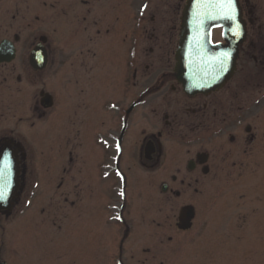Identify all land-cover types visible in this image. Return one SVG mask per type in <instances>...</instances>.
Returning <instances> with one entry per match:
<instances>
[{
  "label": "flooded vegetation",
  "instance_id": "1",
  "mask_svg": "<svg viewBox=\"0 0 264 264\" xmlns=\"http://www.w3.org/2000/svg\"><path fill=\"white\" fill-rule=\"evenodd\" d=\"M187 1L0 0V44L14 49L0 62V153L10 165L0 264H264L253 234L264 224V0H236L235 21L209 27L212 44H228L224 31L244 39L232 74L191 93L174 72ZM38 43L45 67L77 73L50 76L63 91L55 116L58 81L53 94L37 91L29 61ZM58 120L59 152L40 159L36 145ZM150 186L175 216H129ZM184 207L193 216L181 228ZM200 224L210 232H193Z\"/></svg>",
  "mask_w": 264,
  "mask_h": 264
},
{
  "label": "water",
  "instance_id": "2",
  "mask_svg": "<svg viewBox=\"0 0 264 264\" xmlns=\"http://www.w3.org/2000/svg\"><path fill=\"white\" fill-rule=\"evenodd\" d=\"M236 4V14H237ZM198 12V16H194L193 13ZM216 15L209 8H195L194 0H188L183 10V19L188 21L184 24V30L179 33L178 45L174 52V72L176 73L177 81L182 85L183 90L186 93L192 91H208L215 88L218 84L225 81L233 72L235 66V59L237 55V46L244 39V33L224 31L223 37L227 40L228 44L222 46L220 44H212L210 40L209 27L213 25H221L222 19L210 18ZM198 18V21L195 19ZM203 21H199V20ZM201 24L208 27L206 31H189L185 28H189L190 25ZM233 33H238L234 35ZM40 41L43 42V37H40ZM5 42L0 44V48H3ZM223 52H229L230 56L224 62L223 68L220 67L217 62V58ZM9 58H4L3 54H0V62L9 61ZM30 65L36 70L44 69L46 65V54L41 43H38L30 54ZM203 76H208L205 78ZM50 102H46L44 107H48ZM7 201V200H6ZM191 207H184L179 214V226L186 228L189 225V221L192 217Z\"/></svg>",
  "mask_w": 264,
  "mask_h": 264
},
{
  "label": "rangeland",
  "instance_id": "3",
  "mask_svg": "<svg viewBox=\"0 0 264 264\" xmlns=\"http://www.w3.org/2000/svg\"><path fill=\"white\" fill-rule=\"evenodd\" d=\"M38 5V4H37ZM40 7V6H39ZM41 10L38 11L37 15L39 16L37 21H36V34L37 36L39 35H44V15H43V10L42 7H40ZM24 24V21L21 20V25ZM15 67L17 66V64L14 65ZM68 66H55L50 67H44V69L39 70L35 73L34 76H37V84H36V89L37 91L39 89H44V90H48L49 92H51V90L55 89L56 94L58 96V101L56 103V105H54L53 110H51V115H56L59 111V107L62 104V94L63 91L61 89V80L59 77H54L51 78L50 76H77L76 70L74 68L73 73L70 75L69 72L67 71ZM0 70H3V68L1 67ZM70 71L71 68H70ZM57 79L58 81V86L54 87L53 89L49 86V83H56L57 81L54 80ZM53 92V91H52ZM51 92V93H52ZM53 94V93H52ZM61 97V99H60ZM48 121L49 118H47L46 120H42V121H37V128L40 130H42L43 128H45L48 125ZM62 127L60 125V120H58L57 122H53L52 126H50L49 130L47 131V138L44 137V139L38 144L36 145V152H37V157L40 159H45L46 155L45 154H49V153H56L59 152V145L61 142V138H62ZM39 194V193H38ZM147 195H148V199L146 200V202H142L141 205L138 204V209L135 211L133 208L130 211V215L131 217L134 216H138L140 214L143 213V215L145 217H147L149 220L154 219V221H156L158 218L161 217H172L175 216L174 210L170 209L169 207L165 206V204L163 206H160V202L162 200L160 192H159V188L157 187H152L150 186L149 189L147 190ZM203 200V198L201 199ZM201 216H206L204 214H201ZM208 226V228H207ZM4 234L5 236V249H11L13 248L12 245V239L14 236V233L16 232L15 229V223L12 217H10L8 220L4 221ZM197 228L195 229V231L193 232H201V233H205V232H210V229L212 228L211 225H197ZM250 226H246V228H248ZM30 229H25L24 232H30ZM253 234L254 237L260 240L261 244H263V240H264V224H259V227H257L255 230H253ZM7 240H10V244L7 242Z\"/></svg>",
  "mask_w": 264,
  "mask_h": 264
},
{
  "label": "snow or ice",
  "instance_id": "4",
  "mask_svg": "<svg viewBox=\"0 0 264 264\" xmlns=\"http://www.w3.org/2000/svg\"><path fill=\"white\" fill-rule=\"evenodd\" d=\"M148 5L144 4L140 9L141 15L143 14L144 10L147 9ZM194 7L195 8H209L211 9L216 15L211 16L210 18H220L235 21L236 18V0H194ZM194 16H198V12L193 13ZM234 35L238 33H233ZM14 49L8 47L7 44L4 45L3 48H0V54H5L7 52H13ZM230 56L229 52H223L217 58V62L219 63L220 67L223 68L224 62ZM117 152L121 151V147L119 144L116 145ZM9 153L4 151L0 153V203L7 200L9 196V183L6 179V174L9 172ZM107 175V173H105ZM117 176H120L121 180H124V177L121 175L120 172L116 173ZM120 197H124L125 193L123 189L119 192ZM116 220H120L121 216L117 215L115 217Z\"/></svg>",
  "mask_w": 264,
  "mask_h": 264
}]
</instances>
